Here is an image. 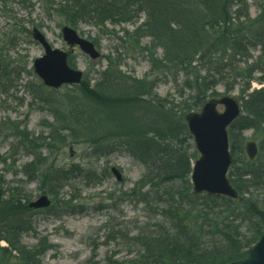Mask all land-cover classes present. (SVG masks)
<instances>
[{
  "label": "trees",
  "instance_id": "1",
  "mask_svg": "<svg viewBox=\"0 0 264 264\" xmlns=\"http://www.w3.org/2000/svg\"><path fill=\"white\" fill-rule=\"evenodd\" d=\"M42 2L47 15L54 14L71 27L78 23L121 25L143 18L132 31L124 30L125 44L136 48L140 39L150 38V46L141 48V52L147 53L154 70L171 65L185 67L211 50L219 51L220 60L208 65L210 78L205 92L211 90L209 97L215 96L211 92L221 80L214 77L220 73L236 71L234 77L241 78L244 85L239 94L243 114L228 127L232 155L228 178L238 197L197 195L192 191L189 174L195 150L192 142L183 147L186 139L192 141L183 116L198 110L203 101L197 99L184 105L183 110L167 107L166 98L152 91L153 82L122 73L119 64L111 60L92 84L83 76L79 84L70 86L83 99L80 105L76 100L72 105L57 102V126L50 129L43 144L26 130L16 131V138L32 155L22 167L24 175L38 183L41 194L52 196L67 171L44 165L46 158L39 150L42 145L56 148L66 144L69 137L74 141L79 138L102 156L122 148L145 167L137 185L155 187L156 201L163 205L159 210L162 221L132 237L140 251L126 264H228L245 257L264 232V0L256 1L255 16L249 14L245 0ZM254 47L259 53L248 63V48ZM159 50L161 57L157 58ZM242 58L245 65L239 66ZM256 71L260 76L254 79ZM7 80L8 64H0V84L6 86ZM253 80L263 86L250 90ZM34 91L36 98L48 102V93L58 89L40 83ZM42 91L46 96H39ZM65 97L66 101L76 99L68 94ZM62 106L68 111L62 112ZM246 130H252L258 146L253 160L247 158L243 148ZM188 148L192 149L190 155ZM255 191L263 197L258 198ZM29 202V194L19 186L0 193V264H43L41 256L49 248L47 240L41 237L34 246H27L21 239L23 234L35 231L31 216L38 210ZM51 205L52 201L43 210ZM243 224L249 230L247 236ZM105 264L121 262L109 256Z\"/></svg>",
  "mask_w": 264,
  "mask_h": 264
},
{
  "label": "rangeland",
  "instance_id": "2",
  "mask_svg": "<svg viewBox=\"0 0 264 264\" xmlns=\"http://www.w3.org/2000/svg\"><path fill=\"white\" fill-rule=\"evenodd\" d=\"M256 1L259 2L245 0L251 16L258 12ZM139 21L121 25L106 23L104 27L93 23L74 26L81 37L94 43L100 54L98 58L90 59L77 47L70 50L61 35V27L65 24L56 15L45 13L42 0L0 1V64H8L6 86L0 84V90H5L0 93V193L19 186L29 194V201L42 193L38 190V183L22 171L24 164L32 160V155L30 149L18 141L16 131L26 130L30 137L40 138L41 143H38L43 144L50 129L57 126L54 121L55 108L59 106L57 102L72 105L76 100L80 105L83 101L75 90L65 85L57 92L48 93V102L35 97L34 90L39 88L41 80L34 73L32 62L43 54V49L31 36L33 27L44 34L52 47L67 51L68 64L81 70L90 84L111 60L112 64H119L122 73L153 82L152 91L166 98L169 102L167 107L174 105L176 109L183 110L184 105L193 104L197 99L204 103L212 98L209 97L211 90L205 92L210 78L208 65L220 60L221 53L214 49L185 67L171 65L165 70H154L147 53L141 52V48L150 46V38L140 39L136 48L125 44L127 35L123 34L124 30L132 31ZM248 52L250 63L259 52L255 47L248 48ZM156 57H161L160 50ZM240 60L239 66H244V59ZM262 64L264 67V62ZM224 74L214 77V80L221 81L211 94L214 97H239L244 88L243 80L234 77L236 71ZM259 76V72L253 73L254 79ZM257 85L253 80L252 87ZM65 94L76 99L66 101ZM39 96H46L45 91ZM218 109L222 110V106ZM61 110L68 111L64 107ZM252 134V130L244 132L245 142L254 140ZM66 141V144H58L56 148L42 145L39 149L41 157L46 158L45 166L67 172L56 193L48 195L52 201L49 210L33 212L31 219L35 231L23 234L22 242L34 246L38 238L47 240L49 248L41 256L43 264H105L109 256L126 264V261L135 259L140 251L132 237L162 221L159 210L163 205L156 201L157 189L150 185L143 188L137 185L145 167L124 149L117 147L112 153L102 156L94 153L93 147L79 138L74 141L68 137ZM187 143L191 141L186 139L183 147ZM187 151L192 154L191 148ZM196 157L195 152L193 159ZM111 168L117 170L121 180L116 179ZM177 184L180 185V182ZM254 193L259 195L258 198L263 197L260 191ZM242 228L247 236L249 230L246 224Z\"/></svg>",
  "mask_w": 264,
  "mask_h": 264
},
{
  "label": "water",
  "instance_id": "3",
  "mask_svg": "<svg viewBox=\"0 0 264 264\" xmlns=\"http://www.w3.org/2000/svg\"><path fill=\"white\" fill-rule=\"evenodd\" d=\"M31 34L43 49V54L32 62L33 71L43 84L49 88H59L62 84H78L82 72L68 66L67 52L53 48L37 28H33ZM61 34L68 46H77L91 59L99 56L94 44L80 37L73 28L65 25L61 28ZM218 106H222V110H219ZM241 113L242 106L238 98L222 95L208 99L199 111L184 115L198 154L192 163L189 176L194 194L220 195L233 199L238 197L227 177L232 163L227 129ZM244 149L248 159L253 160L258 151L256 143L248 140ZM112 172L117 180L121 179L115 168H112ZM49 204L48 197L40 195L31 201L29 206L37 209L47 207ZM228 264H264V232L245 257Z\"/></svg>",
  "mask_w": 264,
  "mask_h": 264
}]
</instances>
